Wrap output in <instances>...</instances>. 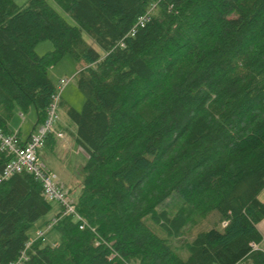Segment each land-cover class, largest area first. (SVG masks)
<instances>
[{"label": "trees", "instance_id": "16d2710c", "mask_svg": "<svg viewBox=\"0 0 264 264\" xmlns=\"http://www.w3.org/2000/svg\"><path fill=\"white\" fill-rule=\"evenodd\" d=\"M54 1L76 24L49 0H0V127L12 134L15 109L31 106L43 124L49 69L75 58L86 101L61 106L87 154L74 200L87 227L61 218L22 264H264V0ZM43 40L53 48L39 54ZM11 157L0 148V173ZM174 191L190 212L157 210ZM52 208L32 174L0 182V264ZM213 211L227 224L199 232L186 260L144 222L180 237L191 213Z\"/></svg>", "mask_w": 264, "mask_h": 264}, {"label": "rangeland", "instance_id": "374dc122", "mask_svg": "<svg viewBox=\"0 0 264 264\" xmlns=\"http://www.w3.org/2000/svg\"><path fill=\"white\" fill-rule=\"evenodd\" d=\"M28 0H16V2L19 5H25ZM49 2L52 4V6L60 13L62 14L69 22L72 24H76L75 19L66 11H64L54 0H49ZM83 35L85 39L93 44L95 47H97L99 50H101L100 46L97 44V42L94 40V38L88 34L86 31L83 32ZM53 48V42L51 40H43L38 43L36 47V51L39 54H44L48 51L47 48L49 47ZM51 48V49H52ZM41 52V53H40ZM81 67L83 66L82 63H80ZM77 72V61L75 58L68 54L65 56L61 61H59L57 64L53 65L49 69L50 77L56 82L61 77H72L73 74ZM67 91V94H64L65 99L67 100L64 102L67 104H72L77 110L82 111L84 103L86 101L85 94L80 90L78 87V78H75L72 82H70L67 87L65 88ZM68 95V97H66ZM64 99V98H63ZM69 102V103H68ZM60 121L66 122V111L60 104ZM13 119V124L15 126H22V132L25 134H28L33 127L36 125L37 121V113L34 106H31L28 110L22 111L19 108H16L14 111V114L11 118ZM65 119V120H64ZM59 121V122H60ZM58 121L56 122L57 125ZM55 125V126H56ZM70 139L74 141V138L70 136ZM78 143V142H77ZM73 149L70 147H65L63 149L64 156L61 158L60 155H56L57 146L60 144H57V146H54V149L49 146V144L45 145L44 153L41 152L39 155L40 158H43L51 160L52 166H53V158L52 155H55L56 162L54 163V167L57 168V163L60 164H66L68 163V170L69 173V181L70 185H73L72 192L70 194L71 199L74 201L77 199V196L79 194V191L82 187L83 182V165L86 160V155L84 154H74V150L79 148L78 144L76 142H73ZM42 150V149H40ZM84 150V149H83ZM72 151V152H71ZM85 151V150H84ZM49 152H51L49 154ZM49 155H48V154ZM58 153V152H57ZM59 154V153H58ZM48 158V159H47ZM53 208L52 210L39 222H37L29 231L32 235L35 233V231L39 228H42L46 220H51L59 211L60 206L58 203L52 201ZM186 209L188 212H190V207L185 203L183 197L180 195L179 192L174 191L172 192L165 200H163L159 205L157 206L158 211L167 210L171 215L176 214L180 209ZM144 222L148 224L159 236L168 239V243L173 246V248L179 253V255L183 259H188L190 256V252L187 248V244L190 243L196 235L204 230H208L211 228H220L222 227L221 219L219 216V213L217 211H213L208 215L201 216L196 213H191L190 222L185 227L182 235L180 237H171L167 234V232L161 228L158 224H156L153 219L151 218V215H147L144 217ZM59 238L57 230L55 228H52L46 233V241L54 243ZM243 264V263H238Z\"/></svg>", "mask_w": 264, "mask_h": 264}, {"label": "built area", "instance_id": "2783aa9c", "mask_svg": "<svg viewBox=\"0 0 264 264\" xmlns=\"http://www.w3.org/2000/svg\"><path fill=\"white\" fill-rule=\"evenodd\" d=\"M154 3L149 10L139 17L136 22L132 34L138 26H144L150 19L152 10L156 7ZM76 76L62 77L59 79L56 91L52 95V100L48 108L46 121L39 125L34 133H32L25 144L18 141L17 132L7 134L0 127V148L9 153L12 157L5 165L4 170L0 173V182L8 179L15 173L28 172L42 183L43 195L49 201H54L59 204L58 213L44 226L35 231L34 235L25 243L24 249L21 251L18 258L10 264H22L28 258V249L33 243L45 236L61 218L72 215L79 223V227L84 229L87 227V222L83 215L77 210L74 201L71 199L70 188L63 183L59 175L50 169L48 165L40 158L39 151L45 147L49 135L53 132L59 137L66 135L65 131H57L55 129L56 122L60 121V104L62 93L67 85L72 82ZM227 221L223 222L226 225ZM99 242L97 241V244ZM257 247V246H256Z\"/></svg>", "mask_w": 264, "mask_h": 264}, {"label": "crops", "instance_id": "0c3cea01", "mask_svg": "<svg viewBox=\"0 0 264 264\" xmlns=\"http://www.w3.org/2000/svg\"><path fill=\"white\" fill-rule=\"evenodd\" d=\"M52 47L50 46L49 48H47L48 50H50ZM41 53V52H40ZM67 56V55H66ZM79 67H78V63H77V72H78V69ZM77 72L76 73H74L73 75H75V74H77ZM62 78V77H61ZM59 80V79H58ZM58 80L56 81V83L58 82ZM67 94V91H66V89H64V91H63V93H62V96H63V98L64 99H62V101H64V102H66L67 100L65 99V97H64V94ZM66 97H68V95H66ZM69 103V102H68ZM70 104V103H69ZM72 105V104H71ZM65 120V119H64ZM8 128H9V130L11 131V132H17V134L19 133V136H18V141L21 143V144H25L27 141H28V139H29V137H30V135L32 134V133H34L35 131H36V129H37V126H34L33 127V129L28 133V134H25V133H23L22 132V126H15L14 124H13V119L11 120L10 119V121H9V123H8ZM56 130L57 131H61V130H63V131H65L66 132V135L64 136V137H59L58 135H57V133H52V134H50L49 135V137H48V139H47V142H46V144H49V146L50 147H52L53 149H54V146L56 145L57 146V144H60V145H58L57 147V151H56V155H60V157L62 158L63 156H64V151H63V149L65 148V147H70L71 149H73L72 147H73V142L75 141L76 142V144H78V146H79V148L77 149H75L74 150V154H77V155H80V154H85L86 155V159H87V154H86V152L83 150V148L79 145V143H77V140H76V127L73 125V124H71V123H69L67 120H66V122L65 121H60V122H58L57 123V125H56ZM70 136H72L73 138H74V141H72V139H70ZM44 148L45 147H43L42 148V150H40L39 151V155L41 154V152L42 153H44ZM46 149V148H45ZM59 154H58V153ZM72 152V151H71ZM51 152H49V154H50ZM48 154V153H47ZM48 154V155H49ZM55 157V155H52V160H53V166H52V161L51 160H44L43 158H41L47 165H48V167L50 168V169H52L53 171H55L58 175H59V178H60V180L63 182V183H65L69 188H70V190H71V192H72V188H73V185L71 186L70 185V181H69V173H70V171L68 170V163H66V164H60V163H57V168L56 167H54V163L56 162V159L54 158ZM48 159V158H47ZM86 161V160H85ZM259 198L262 200V201H264V189L261 191V193H260V195H259ZM258 228L260 229V231L262 232V234H263V241H262V243H261V245H260V247L264 250V219L258 224Z\"/></svg>", "mask_w": 264, "mask_h": 264}]
</instances>
